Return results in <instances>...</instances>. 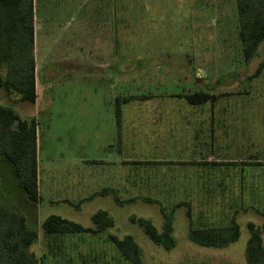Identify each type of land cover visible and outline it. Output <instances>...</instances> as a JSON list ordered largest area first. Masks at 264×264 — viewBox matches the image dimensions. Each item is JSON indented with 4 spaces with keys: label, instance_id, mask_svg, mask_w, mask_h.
I'll return each instance as SVG.
<instances>
[{
    "label": "rangeland",
    "instance_id": "obj_1",
    "mask_svg": "<svg viewBox=\"0 0 264 264\" xmlns=\"http://www.w3.org/2000/svg\"><path fill=\"white\" fill-rule=\"evenodd\" d=\"M56 1L34 0L35 109L21 102L18 94L0 91V105L11 106L21 118L35 116L38 120L39 165L44 168L42 196L45 192L56 194L55 189L47 187L56 174L59 96L75 99L81 136L85 134L86 141L96 138L101 147L105 134L100 131L111 124L119 95H147L142 101H132L127 112L150 113L164 105L186 113L191 106L182 95L196 91L215 94V102H206L197 110L208 120L202 129V162L216 164H131L116 160L112 147L107 148V158L94 161L91 158L101 152L79 148L81 157L91 159L75 164L80 197L75 206L80 208L45 205L33 221L28 216L27 226L42 230V219L60 213L92 226L91 214L99 210H106L114 225L96 234L94 249L90 242L81 248L80 262L59 259L58 255L46 262V255L40 252L44 249L34 245L31 249L40 264H129L109 234L119 238L132 235L144 264H246L248 224L260 227L264 222V65L255 75L264 61V41L245 62L235 0H74L79 4L78 13L74 8L79 14V32L73 39L79 48L74 56H62L60 50L48 55L44 50L45 43L57 45L55 33L65 28L57 25L64 23L67 14ZM99 3L106 8L97 9ZM40 13L54 23L45 25L54 33L44 36V41L40 39ZM62 81L74 83L76 88L70 92L68 88L59 89ZM159 98L162 102L168 98L174 101L166 105L159 103ZM177 140L175 148H185L186 136ZM107 187L114 188L121 199H138L120 205L113 193L100 194ZM0 198L7 209L26 205L24 211L31 216L34 212L35 205L18 184L12 165L2 157ZM180 202H188L190 216ZM162 206L167 212L174 209L172 235L176 243L170 250L152 242L142 227L130 220L132 215L148 219L160 232ZM233 218L240 235L227 246L204 247L189 238L191 226H224Z\"/></svg>",
    "mask_w": 264,
    "mask_h": 264
},
{
    "label": "trees",
    "instance_id": "obj_2",
    "mask_svg": "<svg viewBox=\"0 0 264 264\" xmlns=\"http://www.w3.org/2000/svg\"><path fill=\"white\" fill-rule=\"evenodd\" d=\"M238 17V37L242 46L245 62L256 54L264 41V0H235ZM264 61L256 70L258 75ZM16 93L21 102L34 104L35 93V59H34V0H0V91ZM145 94L119 95L115 98L114 116L117 133L120 134L122 107L134 100L145 99ZM182 97L189 105L199 106L206 102L213 103L217 95L196 91ZM37 122L34 117L21 118L8 105H0V157L14 169L18 184L32 203L39 201L38 161H37ZM131 164H186L188 162L127 161ZM216 164V162H199L198 164ZM229 163V162H227ZM113 193L115 201L123 205L138 199L132 196L121 199L114 188L107 187L101 195ZM142 199L150 202L156 200L148 197ZM157 202V201H156ZM187 215L190 216L188 202ZM176 204V205H179ZM173 208L167 212L161 207L163 226L159 232L152 222L142 217L130 216V220L142 227L149 239L166 250L175 246L172 235ZM94 228L83 227L73 221L51 214L42 222L46 234H66L103 232L114 225L113 218L107 211L99 210L92 215ZM250 236L246 243V264H264V222L259 227L248 224ZM189 238L204 247L220 248L238 239L239 226L235 218L228 225L190 227ZM120 254L129 264H144L139 245L132 235L122 238L108 235ZM37 240V232L27 226L24 216L7 209L0 198V264H40L31 246Z\"/></svg>",
    "mask_w": 264,
    "mask_h": 264
},
{
    "label": "crops",
    "instance_id": "obj_3",
    "mask_svg": "<svg viewBox=\"0 0 264 264\" xmlns=\"http://www.w3.org/2000/svg\"><path fill=\"white\" fill-rule=\"evenodd\" d=\"M76 1V0H75ZM74 0H57L59 2V6L62 5V8L65 10V14H67V18H65L64 23H58L61 27L57 29V39L59 42L57 45L49 46L45 43V52L50 55L53 50H60L62 56H66L71 54L74 56V51H78V43H73L74 35L79 32V14L74 13V8L78 13L79 4H75ZM47 6L49 8L53 7ZM96 8V5H94ZM106 8L104 3H99L97 9ZM94 8V9H95ZM40 29L41 41L45 40L46 35L49 33H54L51 28H47V26H51L54 24L50 23V17H47L44 13L43 15L40 13ZM36 19V14L34 11V21ZM55 19V18H53ZM97 21V20H96ZM75 22V23H74ZM96 23V22H95ZM35 34V31H34ZM35 36V35H34ZM76 46H75V45ZM74 67V66H73ZM77 68V65H75ZM59 89H67V92H70L71 89L76 88L74 83L69 82H61L59 84ZM35 93L36 99L35 103L32 106L36 107L37 105V84L35 80ZM73 97L68 96H59L58 104L59 108L56 112V126H57V134H56V159H55V170L56 174L53 179H49L48 189H55L56 194L53 195L52 192H45L46 195L42 196L41 194V181L43 177L42 168L40 163V159L38 156V152L40 150L39 142L41 139L40 130L38 129V120L35 116L37 122V165H38V192H39V201L34 203V212H32V216L28 210H25L26 205H20L18 210H14L24 216L26 224L28 216L33 221L36 215L39 216L40 209L45 205L55 204L57 206H70L74 209H79L75 206V201H77L79 197L78 190V173H76V162L77 161H87V160H101L104 157L107 158V148L112 147L115 153L112 156H115L116 160L119 161H158V162H188L187 165H198L199 162H202L203 159V150H201V146L204 144L202 140V129L206 127L205 121L207 120V116L204 114L198 113V106L190 105L185 112L176 111L173 108H168L162 105L157 111H152L150 113L145 112H127L126 108L131 103H127L122 107V117H121V129L120 134L117 133V126L115 116L111 117V124H109L108 129L107 126H104V129L100 131V133H104L103 144L100 147L97 144L96 138L92 140H85L86 135L84 137L81 136V131L78 130L79 127V113L74 108ZM148 100V99H147ZM136 101V100H134ZM142 101V100H137ZM144 101V100H143ZM163 98H159V103H166V105L173 103L170 98L164 100ZM188 104V103H187ZM200 106V105H199ZM34 111V110H33ZM35 114V111H34ZM107 115V113H106ZM32 117V116H30ZM105 118H107L105 116ZM114 120V121H113ZM107 124V119H106ZM204 124V125H203ZM49 129V127H48ZM109 131V133L107 132ZM180 131V132H179ZM185 132V133H184ZM111 134V136H109ZM178 135V136H177ZM187 138V144L184 145L185 148L181 150H177L175 148V144L177 143L178 138ZM181 143V142H179ZM79 148H83L86 152H101L100 155H96V158H83L80 156ZM79 151V152H78ZM109 152V150H108ZM178 154H183L184 157H177ZM111 156V157H112ZM107 162V160H104ZM171 164V163H169ZM173 164V163H172ZM176 164V163H175ZM107 165V164H106ZM47 174V172H46ZM47 184V183H46ZM107 195V194H106ZM106 211V210H104ZM35 213V214H34ZM95 213V212H94ZM91 214L92 215L94 214ZM56 215V214H54ZM58 216L65 218L67 220L73 221L75 223H80L74 217H68L64 213L57 214ZM48 217V216H47ZM90 217V218H91ZM46 218V217H45ZM44 218V219H45ZM40 221L42 226L43 220ZM92 220V218H91ZM93 223V222H92ZM28 225V224H27ZM83 227L94 228V224L92 226ZM107 229L103 232H106ZM37 232V240L31 246L34 245L41 246L44 249V252L41 250V254L46 255L47 261L51 258L59 256V259H76L77 262H80L79 259L81 257V248L89 246V242L91 247L94 249V243L96 241V234L103 232H85V233H66V234H46L43 229L36 230ZM91 235V237H90ZM32 250V249H31ZM55 250L57 251L56 254ZM89 253V250H88ZM57 259V258H56ZM67 261H65L66 263ZM74 262V261H73ZM51 263V262H50ZM41 264H43L41 262Z\"/></svg>",
    "mask_w": 264,
    "mask_h": 264
}]
</instances>
